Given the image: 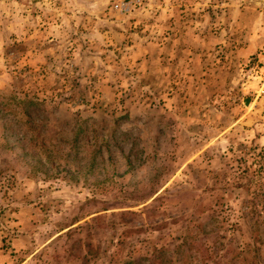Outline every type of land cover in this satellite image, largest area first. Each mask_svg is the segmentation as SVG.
Here are the masks:
<instances>
[{"label": "rangeland", "instance_id": "rangeland-1", "mask_svg": "<svg viewBox=\"0 0 264 264\" xmlns=\"http://www.w3.org/2000/svg\"><path fill=\"white\" fill-rule=\"evenodd\" d=\"M263 59L264 0H0V264H264Z\"/></svg>", "mask_w": 264, "mask_h": 264}, {"label": "built area", "instance_id": "built-area-1", "mask_svg": "<svg viewBox=\"0 0 264 264\" xmlns=\"http://www.w3.org/2000/svg\"><path fill=\"white\" fill-rule=\"evenodd\" d=\"M251 76L257 81L259 91L264 92V59L251 68Z\"/></svg>", "mask_w": 264, "mask_h": 264}, {"label": "trees", "instance_id": "trees-1", "mask_svg": "<svg viewBox=\"0 0 264 264\" xmlns=\"http://www.w3.org/2000/svg\"><path fill=\"white\" fill-rule=\"evenodd\" d=\"M18 107L22 108L21 106H18ZM24 113H26V115L29 117L31 116V114L29 112H24Z\"/></svg>", "mask_w": 264, "mask_h": 264}]
</instances>
